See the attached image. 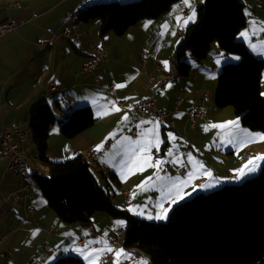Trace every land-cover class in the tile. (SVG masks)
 I'll list each match as a JSON object with an SVG mask.
<instances>
[{"label":"crops","instance_id":"crops-1","mask_svg":"<svg viewBox=\"0 0 264 264\" xmlns=\"http://www.w3.org/2000/svg\"><path fill=\"white\" fill-rule=\"evenodd\" d=\"M102 1L107 0H0V22L7 18L15 22L24 20L13 31L0 36V128L28 127L33 112L45 102L56 116L50 126L47 157L62 161L84 155L111 202L147 220H165L154 217L163 214L165 208L167 217L175 204L199 191L239 182L255 174L264 160L255 162L256 171L237 178L238 170L250 159L264 156V139H260L264 132L244 127L232 107L217 108L214 102L218 69L235 57L212 44L208 56L188 76L174 74L164 78L170 72L175 48L186 28L198 23L197 9L204 0H189L188 5L178 0L161 16L141 20L122 35L102 33L97 19L78 18L85 7ZM243 3L246 23L238 38L255 56L264 59V46L257 51L250 46L264 40V32H259L264 28V0H243ZM193 11L194 21L185 24ZM77 19L80 25L72 31L70 26ZM66 29L69 35L63 36ZM253 30L259 34L252 35ZM241 32H247L250 39L242 37ZM93 44L100 46L105 56L99 57ZM155 59L161 63L159 70L154 66ZM90 63L92 66L84 70ZM149 75L155 76L151 87L147 84ZM159 81L162 88L153 92L151 89ZM117 84L124 86L117 88ZM260 91H264V70ZM149 96L166 116L156 117L150 108L144 116L131 110L135 102ZM178 96L182 99L180 105L175 103ZM81 105L90 106L96 120L78 136L67 138L59 130V121L67 111ZM100 105L104 111L98 115ZM113 105L121 111L112 110ZM190 108L202 112L192 126L187 120ZM125 115L129 117L127 121L122 120ZM141 121L152 123L141 124ZM233 121L238 126L230 123ZM157 123L162 143L158 151L153 148L150 154L153 162L165 161L162 168L158 171L147 167L132 172L118 168L117 161L111 159L116 141L122 137L136 139L142 129L155 127ZM138 124L140 128L136 127ZM220 124L227 127H212ZM187 144L191 145L190 150L185 148ZM100 145L103 148L96 151ZM88 150L97 152V156L87 157ZM25 151L30 159L27 172L15 175L8 168L0 144V264H27L32 257L37 258L38 264H51L63 254H74L90 264L93 257L86 259L84 253L77 251L90 241H101L92 243L90 248L113 249L101 254L96 264H100L106 253L112 256L111 264L114 261L115 264H150L143 254L123 247L121 219L96 212L88 221L62 220L36 184L35 174H47V168L38 160L31 136ZM188 154L194 158L192 164L187 161ZM176 157L182 163L167 162ZM189 173H193L191 178ZM157 175L166 179L158 181ZM177 178L188 180L187 185H182L178 194L176 189L169 193L171 180ZM206 184L213 186L199 187ZM123 190L128 191V197L122 194ZM173 199L177 202L172 203ZM115 238L118 246L114 245ZM80 239L84 242L78 244ZM44 244L46 247L42 248ZM116 250H123L125 255L117 259Z\"/></svg>","mask_w":264,"mask_h":264},{"label":"trees","instance_id":"trees-1","mask_svg":"<svg viewBox=\"0 0 264 264\" xmlns=\"http://www.w3.org/2000/svg\"><path fill=\"white\" fill-rule=\"evenodd\" d=\"M176 1L107 0L85 7L78 18L97 19L102 33L122 35L141 20L161 16ZM197 15L198 23L186 28L175 48L176 75L188 76L215 43L235 57L223 62L217 72L216 107H232L244 127L264 132L260 91L264 59L238 38L246 23L243 0H204ZM95 120L91 107L81 105L67 111L58 126L65 137L73 138ZM55 121L53 111L42 102L28 126L38 160L47 168V174H35L36 184L62 220L88 221L96 212L121 219L123 247L147 256L151 264H264V161L255 174L239 182L199 191L175 204L165 220H147L111 202L84 155L62 161L47 157L50 126ZM51 264L86 263L74 254H63Z\"/></svg>","mask_w":264,"mask_h":264},{"label":"snow or ice","instance_id":"snow-or-ice-1","mask_svg":"<svg viewBox=\"0 0 264 264\" xmlns=\"http://www.w3.org/2000/svg\"><path fill=\"white\" fill-rule=\"evenodd\" d=\"M183 2L185 5L189 4V0H183ZM194 19H195V11H193L192 15L187 17V20H185L184 23L187 24L189 21H194ZM259 32H264V28L259 29ZM259 32H257L256 30H253L252 35H258ZM240 35L242 37H244L245 39H250L249 34L247 32H241ZM250 46L254 51H257L260 47L264 46V40H261L259 42V44H250ZM236 59H238V57H236ZM217 63H219V61H217ZM123 86L124 85H121V84L116 85L117 88H120ZM93 103H96V101L94 100ZM99 108H100V110L97 113L98 115L101 114V111H104V106L100 105ZM112 110L121 111V109L115 107L114 105L112 107ZM128 119H129V117L127 115L122 117L123 121H127ZM149 123H152V122L141 121V124H149ZM230 123L238 126L236 121H233ZM141 124L136 125V127L140 128ZM212 127L226 128L227 125H223V124L212 125ZM158 128H159V124L157 123L155 125V127L142 129L138 133L136 139H132L131 137H122L120 140H117L116 143L113 145L114 151H113V154L111 155V159L114 161H117L116 166L122 170H127L128 172H132L134 169L142 171L144 168H147V167L156 168L159 171L162 168V165L165 163V161L160 160V159H156L153 162V157L150 154L151 150L153 148H155L158 151L159 145L162 143V141L159 139ZM169 135H170V138L175 139V137H171V134H169ZM260 139H264V137H260ZM121 145H123V147H121ZM102 148H103V145H100L95 150L101 151ZM168 155L169 156L172 155V149H169ZM117 157H120V159L117 160ZM258 160H264V156H257L253 159H250L247 162V164H245L244 166H242L241 169L238 170L239 175L237 178L239 179L240 177H243L246 174V172L251 173V172L256 171L255 162ZM187 161L189 164L193 163L194 158L192 157L191 154H188ZM167 162L173 163V164L182 163L180 161L179 157H176L175 159H172V160L167 161ZM202 167L203 166L200 165V168H202ZM206 174L211 175L210 173H206ZM192 175H193V173H189V178H191ZM165 179H166V177H164V176H159V175L156 176V180H158V181H163ZM148 180H152V177H149ZM146 183H147V181L143 182V184H146ZM187 183H188V180H180L179 178H177L175 180H171L168 192L171 193V191L173 189H176L177 194H178L181 186L187 185ZM143 184L140 185V187H143ZM212 186H213L212 184H206V185H200L199 187L210 188ZM194 191H195V189H194ZM162 195H164L163 192H162ZM180 198L183 199V196H181ZM176 202L177 201L175 199L172 200V203H176ZM161 207H162V205H161ZM167 211H168V209L165 208L163 210V214H157L154 218L157 220L165 219ZM148 218L153 219V217H151V216H149ZM92 243H101V241H90L88 244L84 245V248L77 249V251L85 254L86 259L89 257H93V259L90 260V264H96V261L99 259V256L101 254H103L104 252H112L113 251V249L108 248V247H104V248H100V249L90 248V245ZM85 249H89V251H87L85 253L84 252ZM122 255H125L123 253V250H116L115 251V257L117 259L119 257H121ZM114 264H115V261H114ZM142 264H147V262H142Z\"/></svg>","mask_w":264,"mask_h":264},{"label":"built area","instance_id":"built-area-1","mask_svg":"<svg viewBox=\"0 0 264 264\" xmlns=\"http://www.w3.org/2000/svg\"><path fill=\"white\" fill-rule=\"evenodd\" d=\"M23 21L15 22L14 19L12 18H7L4 21L0 22V36H3L5 34L10 33L13 31L19 24L23 23ZM79 26H70V29L72 31H76ZM63 36L69 35V29L64 30L62 32ZM93 50L98 54L99 57L105 56V52L103 49L96 45L93 44L92 46ZM92 64H87L83 67L84 70L90 68ZM154 66L156 70L160 69L161 63L159 60L155 59L154 60ZM174 66H175V60L174 56L172 57V63H171V69L170 72L164 77V78H169L171 75H174ZM155 81V76L154 75H149L148 77V82L147 84L151 87ZM162 88V81L157 82L156 86L153 87L151 90L157 91ZM182 102L181 97H176L175 103L176 105H180ZM147 108H150L152 110V114L156 117L162 118L167 115V113L163 109H158L155 106L154 99L152 96H149L145 99H141L140 101L135 102L131 110L137 112L139 115L144 116L146 114ZM202 116V112L195 110L193 108H190L187 111V120L189 122V125L192 126L194 120L197 117ZM170 124H172V121H170ZM0 144L3 147L4 151V156L8 160V168L9 170L15 174V175H24L25 174V168L28 167V165L25 164V144L26 141L24 139V133H23V128H16V129H9V128H0ZM186 149L190 150L191 145L187 144ZM97 152L88 150L86 151L85 155L87 157H96ZM122 194L125 197L129 196V193L127 190H123ZM16 199V197H15ZM84 240L80 239L78 240V244L83 243ZM115 246H118V240L115 238L114 242ZM46 244L42 246V248H45ZM112 261V256L109 253H106L102 259L100 260V264H111ZM27 264H38L37 258L32 257L28 260Z\"/></svg>","mask_w":264,"mask_h":264},{"label":"bare ground","instance_id":"bare-ground-1","mask_svg":"<svg viewBox=\"0 0 264 264\" xmlns=\"http://www.w3.org/2000/svg\"><path fill=\"white\" fill-rule=\"evenodd\" d=\"M79 25H80V20L79 19L75 20L71 24V26H79ZM176 73H177V68H176V65H175L174 66V74H176ZM23 133H24V139L27 142L28 138L31 136V130H30L29 126L23 128ZM25 164L28 165V167H29L30 159H29V156L26 153V151H25ZM28 167L25 168V173L27 172Z\"/></svg>","mask_w":264,"mask_h":264},{"label":"rangeland","instance_id":"rangeland-1","mask_svg":"<svg viewBox=\"0 0 264 264\" xmlns=\"http://www.w3.org/2000/svg\"><path fill=\"white\" fill-rule=\"evenodd\" d=\"M213 44L215 45V43H213ZM192 62H193V61H192ZM193 63H194V62H193ZM193 65H194V69H195V68L197 67V65H196V64H193ZM198 66H199V65H198ZM221 66H222V65H220V67H221ZM220 67H219V69H220ZM219 69H218V70H219ZM261 93L264 94V91H263V92L261 91ZM121 236L123 237V233H121ZM145 257L147 258V256H145ZM147 259H148V258H147ZM148 260H149V259H148ZM150 264H151V263H150Z\"/></svg>","mask_w":264,"mask_h":264}]
</instances>
